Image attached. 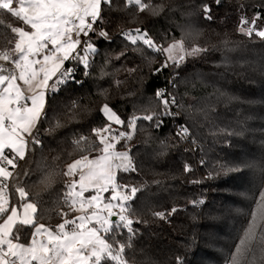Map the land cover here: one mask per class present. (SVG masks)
<instances>
[{"label":"trees","instance_id":"1","mask_svg":"<svg viewBox=\"0 0 264 264\" xmlns=\"http://www.w3.org/2000/svg\"><path fill=\"white\" fill-rule=\"evenodd\" d=\"M145 2L163 10L140 12L136 6L126 7V0L103 6L99 31L110 39L92 35L97 52L89 75L75 60L65 64L75 69L80 83L60 85L47 94L41 143L18 160L17 168L10 167L11 199L19 205L11 184H20L40 205V223L54 229L63 222L60 213L74 218L64 203L65 184L70 183L64 172L85 154H101L94 150L99 142L92 130L108 123L101 112L108 104L124 121L114 133L132 135L117 147L130 149L136 171L119 172L118 182L141 189L132 201L135 234L126 259L131 264H229L264 190V39L240 31L245 16L264 20V0ZM205 6L211 19L205 18ZM0 20V50L11 49L16 37L8 25L26 26L4 11ZM135 28L146 30L163 47L198 32L196 39L184 40L185 47L198 45L207 51L186 57L179 68L170 65L157 72L166 57L131 45L122 32ZM158 90L175 96L177 117L162 114ZM152 114L161 121L159 127L144 119ZM134 117L131 133L127 124ZM57 121L60 127H55ZM178 124L191 132L189 143L176 134ZM80 137L87 138L83 150L74 143ZM48 172L55 173V181L46 187L40 180ZM158 212L165 218L156 216ZM31 231L22 228L21 242L30 240ZM128 236L122 230L117 239L127 242ZM256 259L264 264L259 249L253 264Z\"/></svg>","mask_w":264,"mask_h":264},{"label":"snow or ice","instance_id":"2","mask_svg":"<svg viewBox=\"0 0 264 264\" xmlns=\"http://www.w3.org/2000/svg\"><path fill=\"white\" fill-rule=\"evenodd\" d=\"M112 2L0 0V11L9 13L30 29L8 25L16 37L14 47L0 50V61L12 66L10 69L0 64V264H131L125 252L132 247L131 240L135 234L132 228V216L135 214L132 201L141 189L120 184L117 180L118 172H135L136 167L130 149L116 150L120 140H131L132 135L128 132L114 133L111 125H124V121L108 104L101 108L108 123L92 130L99 142L94 150L102 154L92 159L85 154L69 164L64 172L67 177H79L65 184L64 203L72 211L81 212V215L69 219L68 213L62 212L63 222L53 229L39 222L42 218L38 215L40 205L29 198L26 186L11 184L19 195V205L11 203L9 199V181L14 175L9 166L17 168L18 160H24L26 154L41 143L38 138L39 125L42 116H47L44 110L48 90L56 91L58 86L67 83H80L75 78V69L65 67V62L70 59L84 66L85 75L90 74L87 69L91 67V57L97 49L91 42L82 41L81 37L97 33L110 39L107 32H97L94 26L103 22V6H111ZM125 6H136L140 12L149 10L153 14L163 10L162 5L154 7L145 0H126ZM204 11L205 18L211 19L207 15L210 8L205 6ZM3 23L0 20V24ZM247 24L248 20H241V25ZM251 24L253 26L241 27L240 31L248 37L255 33L264 39V29L257 30L255 20ZM122 35L138 50L139 45H143L166 57L161 67L156 69L157 72L170 65L179 68L186 57L207 51L198 45L185 47L184 40L196 39L198 32H189L168 47L156 44L147 31L140 28L122 32ZM50 80H53L51 85ZM156 95L164 105L162 114L176 115L170 111L171 106L177 105L175 96L169 100L161 90ZM76 107L78 105L74 103L73 109ZM155 117L156 114H152L144 119L154 121L155 126L159 127L161 121ZM136 119L134 117L128 121L127 127L135 129ZM60 126L57 121L55 127ZM187 133L188 129L182 127L180 134ZM86 140V137H80L74 143L83 150L82 145ZM189 170L185 168V171ZM233 170L238 171L239 168ZM54 181L55 173L48 172L40 183L47 187ZM89 191L95 194L85 197L84 194ZM109 191L111 196L105 198L102 193ZM155 215L160 219L165 218L162 212ZM24 227L32 229L27 243L21 242ZM122 230L129 234L127 242L117 239ZM257 249L264 254V190L259 194L256 208L229 264H253Z\"/></svg>","mask_w":264,"mask_h":264},{"label":"rangeland","instance_id":"3","mask_svg":"<svg viewBox=\"0 0 264 264\" xmlns=\"http://www.w3.org/2000/svg\"><path fill=\"white\" fill-rule=\"evenodd\" d=\"M243 19H246V20H248L249 21V24H247V25H241V27H244V28H247V27H249V26H253L252 24H251V22L253 21V20H255V25H254V27L257 29V30H260V29H264V20H262L261 19V17L259 16V15H252V16H250L249 18L247 17V16H245ZM26 26V25H25ZM26 30H30L29 28H28V26H26V27H24ZM81 39H82V41L84 40V37L82 36L81 37ZM71 60V59H70ZM69 60V61H70ZM68 61H66L65 62V64L67 63ZM0 64H4L5 65V67H8V68H12V66H11V64H8V63H6V62H3V61H0ZM55 78H53V80H54ZM53 80H50L49 81V84L51 85L52 83H53ZM58 88H59V86L57 87V90H58ZM49 92H53L51 89H49L48 90V92H47V94L49 93ZM47 94H46V104H47ZM45 109H46V106H45ZM45 111V110H44ZM117 115V114H116ZM118 116V115H117ZM119 117V116H118ZM118 126H120V124H115V123H113L112 125H111V127H112V129H116ZM134 130L135 129H131V133H133L134 132ZM118 144V143H117ZM117 144H116V150L117 151H128V150H121V149H119L118 147H117ZM102 154V153H101ZM100 154V155H101ZM27 155V154H26ZM97 157V156H96ZM92 158H94V157H89V159H92ZM9 170L10 171H12L13 172V170L10 168V166H9ZM118 174H119V172L117 173V180H118ZM72 179H76V180H78L79 179V177L78 176H75V177H71L70 178V181L72 180ZM10 182V181H9ZM79 190V188H77V191ZM95 193H94V191H89V192H86L84 195H85V197H89V196H91V195H94ZM102 195L105 197V198H108V197H110L111 196V192L109 191V192H105V193H102ZM18 198H19V195H18ZM9 199H10V202L11 203H13L12 202V199H11V195H10V191H9ZM19 200H20V198H19ZM20 203V202H19ZM113 203H116V201H113ZM18 205V204H17ZM117 211H118V209H116ZM82 213L81 212H79V211H73V215H74V218L76 217V216H78V215H81ZM257 256H260V255H257ZM254 264H262V263H260V259H256V263H254Z\"/></svg>","mask_w":264,"mask_h":264},{"label":"built area","instance_id":"4","mask_svg":"<svg viewBox=\"0 0 264 264\" xmlns=\"http://www.w3.org/2000/svg\"><path fill=\"white\" fill-rule=\"evenodd\" d=\"M94 27H96V28H97V31H99V29H100V25H99V24L96 25V26H94ZM93 34H94V33H89V36H88V37H84V40H83V41H88V42H91V43L93 44V41H92V35H93ZM167 98H168L169 100H171L172 97L167 96ZM170 111L173 112V113H176V115H172V116L177 117V116L179 115V113H178V109H177V106H176V105L171 106V107H170ZM45 113H46V112H45ZM42 117H43V116H42ZM182 127L185 128L184 125H181V124L176 125L175 132H176V134H178V135H179V136H180L185 142L189 143V141H190V137H191V132L188 130V133H187L186 135H182V134H180V133H181V129H182Z\"/></svg>","mask_w":264,"mask_h":264}]
</instances>
